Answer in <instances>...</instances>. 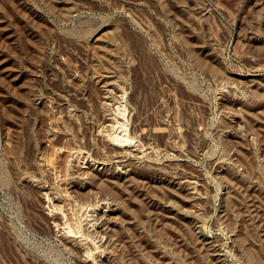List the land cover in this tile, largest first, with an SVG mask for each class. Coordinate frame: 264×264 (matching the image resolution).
<instances>
[{
  "label": "rangeland",
  "instance_id": "rangeland-1",
  "mask_svg": "<svg viewBox=\"0 0 264 264\" xmlns=\"http://www.w3.org/2000/svg\"><path fill=\"white\" fill-rule=\"evenodd\" d=\"M103 262L264 264V0H0V264Z\"/></svg>",
  "mask_w": 264,
  "mask_h": 264
},
{
  "label": "bare ground",
  "instance_id": "bare-ground-1",
  "mask_svg": "<svg viewBox=\"0 0 264 264\" xmlns=\"http://www.w3.org/2000/svg\"><path fill=\"white\" fill-rule=\"evenodd\" d=\"M107 75V74H106ZM99 78V77H98ZM100 79V82L102 83V85L103 86H105V87H107L108 85L110 86V84H112V80H110L109 81V78H108V76H106V77H103V78H99ZM228 83V82H227ZM120 87V86H119ZM117 89V88H116ZM122 90V89H121ZM130 97H132L131 99H133V96H130ZM41 100V99H40ZM114 100V99H113ZM43 102V101H42ZM118 102V101H117ZM109 113V112H108ZM114 114V113H113ZM113 114H110V115H113ZM236 117V116H235ZM115 119V118H114ZM114 119H113V117H111V116H108V115H105V116H103V124L101 125V128H98V130H97V132L95 133V137H96V139H98L99 140V142L103 145L104 144V142H106V140H108V138L106 139V137L108 136V134L106 133L107 132V130H110V127H111V129H113L114 127H112V126H114V125H116L117 123H114V125H113V122H115L114 121ZM243 119V118H242ZM123 123V122H122ZM121 123V124H122ZM135 123H137V122H135ZM120 124V125H121ZM240 124V123H239ZM117 125H119V124H117ZM144 126V125H143ZM143 126H141V125H139L138 126V124H137V126H132V128L130 129L131 130V134H132V138L133 137H136V138H138L139 139V141L140 142H138V143H140V144H135L134 146H129V147H127L126 146V144H123L121 141V145L123 144V146H117L116 148H113L111 151H110V156H111V159H113V161L115 162V168L114 169H112V176H110V177H105L102 181L104 182L103 184H104V188L105 189H107V190H110L111 189V187H113V185H115V183L117 184L118 182H121V181H126L128 178H129V175H130V166H131V164H132V162H131V160H129V157H130V155L131 156H141L140 154H142L143 153V151H144V149H146L147 150V147H149L148 146V138H147V136L150 134L148 131H146V127H143ZM116 127V126H115ZM119 127V126H118ZM258 127V126H257ZM109 128V129H108ZM114 130V129H113ZM126 130V129H125ZM129 130V131H130ZM175 130V129H174ZM179 130V129H178ZM178 130H175V131H178ZM116 131V130H115ZM165 131V128L164 127H161V126H159V127H157V128H154V129H152V133H154V132H158V133H161V134H163V133H165L164 132ZM55 132H57V130H53V133L55 134ZM109 132V131H108ZM151 133V134H152ZM110 134V133H109ZM117 134V133H116ZM178 134V133H177ZM181 134V133H180ZM111 135V134H110ZM124 135H126V134H124ZM128 135V134H127ZM130 135V134H129ZM128 135V137H126L125 136V142L127 143L128 141L127 140H129V138H130V136ZM114 136V135H113ZM110 137L109 136V138H113V139H115L116 138V135H115V138L114 137ZM150 136V135H149ZM163 136V135H162ZM178 136H180V135H178ZM122 138V137H121ZM85 139V138H84ZM89 139V138H88ZM263 139V138H262ZM120 140H122V139H120ZM124 140V139H123ZM130 140H132V139H130ZM135 139H133V141H134ZM110 141H112L111 139H110ZM109 140H108V142H110ZM114 141V140H113ZM112 141V142H113ZM132 141V142H133ZM138 141V140H137ZM136 142V141H135ZM150 142V141H149ZM128 143H130V142H128ZM113 144H114V142H113ZM116 144V143H115ZM119 143H117V145H118ZM144 145L145 147H143L142 145ZM120 145V144H119ZM99 146V145H98ZM101 146V145H100ZM88 147V146H87ZM151 147H152V145H151ZM90 148V147H89ZM142 148H144V149H142ZM107 149H108V146H107ZM110 149V148H109ZM109 149H108V151H109ZM82 150V149H81ZM80 150V151H81ZM87 150V149H86ZM90 150V149H89ZM84 151V150H83ZM91 152V151H90ZM93 152V151H92ZM147 152V151H146ZM145 152V153H146ZM83 154V153H82ZM86 154H90V153H86ZM233 154V153H232ZM76 155V154H75ZM234 155V154H233ZM91 156H93V155H91ZM87 157V156H86ZM88 157H89V155H88ZM94 157L96 158L95 160H94V163H97V165H93V164H88L87 166H85L84 167V169L82 170L84 173H87V172H89V173H92V174H96V175H98V176H100V177H103L105 174H104V167H105V165H106V162L104 161V159H103V156H101V153H100V151L98 150V151H95L94 152ZM146 157V156H145ZM109 159V158H108ZM135 159V158H134ZM230 159H233L232 157L230 158ZM107 160V159H106ZM133 160V159H132ZM112 161V160H111ZM112 161V162H113ZM45 163V162H44ZM47 163V162H46ZM45 163V164H46ZM109 163V162H108ZM48 164V163H47ZM98 164L100 165V166H98ZM47 170H50L51 169V167L49 166V164L47 165ZM78 170H80V169H78ZM78 173V172H77ZM83 173V174H84ZM176 175V174H175ZM180 176V175H179ZM81 177V176H80ZM94 177V176H93ZM92 177V178H93ZM99 177V178H100ZM171 177H172V175H171ZM25 180L26 181H28V182H30V183H33L34 185H36L37 187H38V189L42 192V191H44L45 189H44V187L42 186L41 187V185L39 184V182H38V180L37 179H33L32 177L31 178H26L25 177ZM95 180V179H94ZM93 180V181H94ZM195 180V179H194ZM193 179H192V177L191 176H188V175H183V176H181V177H178V178H176V180H174V183L177 185V187H179V188H181V189H184V190H186L188 193H193L194 191H191L190 189H193L194 190V188H195V184H196V182H198V181H194ZM93 184V183H92ZM163 186V185H162ZM120 187V186H119ZM51 188V187H50ZM53 189V187L51 188V190ZM102 189V188H101ZM90 191V190H89ZM98 191V190H97ZM105 191V190H104ZM103 191V192H104ZM53 192V191H52ZM51 192V193H52ZM99 192H101V191H99ZM176 192V191H175ZM174 192V193H175ZM43 193V192H42ZM94 193H96V195H97V193L98 192H94ZM93 193V194H94ZM187 194V193H186ZM44 195V194H43ZM100 195V194H99ZM199 195V194H198ZM41 196V195H40ZM52 196H54L53 194H52ZM95 196V195H94ZM98 196V195H97ZM100 196H102V195H100ZM106 196H108V195H106ZM196 196V195H195ZM96 197V196H95ZM194 197V196H193ZM98 198V197H97ZM106 198V197H105ZM102 199V198H101ZM98 200V199H97ZM100 200V199H99ZM98 200V201H99ZM167 200V199H166ZM187 200V199H186ZM192 201V200H191ZM190 201V202H191ZM101 202V201H100ZM105 202V201H104ZM107 203V202H106ZM107 206V205H106ZM114 207V206H113ZM109 208L111 209V207L109 206ZM94 209V208H93ZM97 209V208H96ZM110 211H112V210H110ZM109 211V209H100V210H95V213H94V215L92 216L93 218H92V220H94L92 223H95V222H98V224L100 223V225H98V226H96V227H98V232H100V233H102V235H104L105 234V236H106V234L108 235V234H110L109 232H110V230H111V228H112V223H111V221L108 219V217L109 216H111L110 214H111V212ZM50 217V216H49ZM57 217H50V219H56ZM197 221V220H196ZM100 233H99V235H100ZM104 237V236H103ZM202 239H204L203 237H202ZM201 243V242H200ZM205 243H209L208 245L210 246H213L214 245V247L216 246V244H213L212 242H210V241H207L206 242V240H205ZM216 243V242H215ZM77 244V243H76ZM80 244V243H79ZM82 246V245H81ZM204 246V245H203ZM218 246V245H217ZM80 250V249H79ZM213 250V249H212ZM215 250V249H214ZM84 251H86V250H84ZM113 251H111L110 252V254L112 253ZM109 253V252H108ZM114 253V252H113ZM80 255V254H79ZM87 256V255H86ZM85 255H84V253L83 254H81L80 256H79V260L81 261V262H86L87 260H88V256L86 257ZM109 256V255H108ZM113 257V256H112ZM99 261L100 262H102V260L101 259H99ZM102 264H105L104 262L102 263Z\"/></svg>",
  "mask_w": 264,
  "mask_h": 264
}]
</instances>
